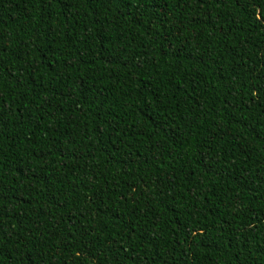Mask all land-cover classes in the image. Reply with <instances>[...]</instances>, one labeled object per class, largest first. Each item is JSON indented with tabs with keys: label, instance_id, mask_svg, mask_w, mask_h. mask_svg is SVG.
I'll list each match as a JSON object with an SVG mask.
<instances>
[{
	"label": "trees",
	"instance_id": "16d2710c",
	"mask_svg": "<svg viewBox=\"0 0 264 264\" xmlns=\"http://www.w3.org/2000/svg\"><path fill=\"white\" fill-rule=\"evenodd\" d=\"M0 264H264V0H0Z\"/></svg>",
	"mask_w": 264,
	"mask_h": 264
}]
</instances>
